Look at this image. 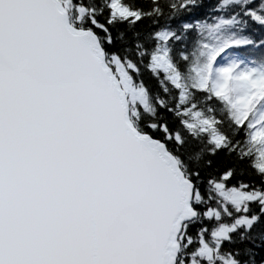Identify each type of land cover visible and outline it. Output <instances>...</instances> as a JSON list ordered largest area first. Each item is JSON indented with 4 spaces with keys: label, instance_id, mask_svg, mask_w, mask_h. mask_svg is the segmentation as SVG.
<instances>
[{
    "label": "snow or ice",
    "instance_id": "1",
    "mask_svg": "<svg viewBox=\"0 0 264 264\" xmlns=\"http://www.w3.org/2000/svg\"><path fill=\"white\" fill-rule=\"evenodd\" d=\"M0 264H264V0H0Z\"/></svg>",
    "mask_w": 264,
    "mask_h": 264
}]
</instances>
